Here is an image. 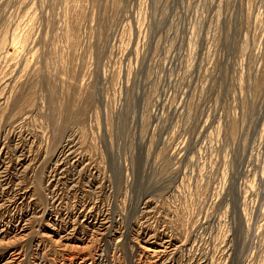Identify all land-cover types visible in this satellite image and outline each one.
<instances>
[{
  "label": "rangeland",
  "instance_id": "374dc122",
  "mask_svg": "<svg viewBox=\"0 0 264 264\" xmlns=\"http://www.w3.org/2000/svg\"><path fill=\"white\" fill-rule=\"evenodd\" d=\"M0 264H264V0H0Z\"/></svg>",
  "mask_w": 264,
  "mask_h": 264
}]
</instances>
